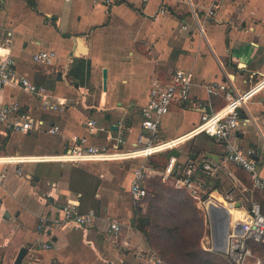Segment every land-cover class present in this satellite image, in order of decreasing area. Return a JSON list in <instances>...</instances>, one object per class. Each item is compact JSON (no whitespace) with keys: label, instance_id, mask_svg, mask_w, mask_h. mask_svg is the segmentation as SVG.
<instances>
[{"label":"crops","instance_id":"0c3cea01","mask_svg":"<svg viewBox=\"0 0 264 264\" xmlns=\"http://www.w3.org/2000/svg\"><path fill=\"white\" fill-rule=\"evenodd\" d=\"M33 1L34 6L28 0H0V55L12 56L18 72L43 86L58 109H44L35 94L16 84L0 88V107L17 101L25 113L44 122L38 131L5 136L0 155L54 156L75 145L110 146L121 120L130 128L129 148L142 132L140 109L148 102L153 84L165 83L176 70L193 72L192 101L172 105L155 143L183 138L200 124L203 106L216 110L227 103L223 94L209 95L206 84L233 83L244 90L264 75V0H113L109 6L96 0ZM162 3L165 13L160 12ZM212 4H217L215 14L206 17ZM125 25L131 30L125 31ZM78 49L84 54L77 55ZM40 50L56 52L52 65L33 61V53ZM242 117L248 120L240 121L231 140L256 150L264 178V90L242 110ZM92 119L98 127L93 133L87 125ZM179 146L181 162L191 152L196 154L194 160L220 162L225 149L223 142L205 133ZM141 161L131 159L127 170L90 164L95 161L0 164L2 264H13L24 244L29 251L23 264H150L153 248L135 226L138 202L129 191ZM38 163L47 168H37ZM24 164H28L25 172ZM204 173L199 170L197 176ZM119 176L129 181V201L127 191L118 185ZM89 177L99 181L95 197L108 203L104 211L82 195ZM80 194V209L96 210L93 226L56 228L52 234L37 231L40 215L55 214ZM213 196L223 200L217 191ZM111 220L119 222L118 233L111 231ZM37 241L51 246L35 248Z\"/></svg>","mask_w":264,"mask_h":264},{"label":"built area","instance_id":"2783aa9c","mask_svg":"<svg viewBox=\"0 0 264 264\" xmlns=\"http://www.w3.org/2000/svg\"><path fill=\"white\" fill-rule=\"evenodd\" d=\"M107 6L114 3L113 0H96ZM148 0H142L147 2ZM217 4H212L206 10V17L214 16ZM166 6L160 5V12L165 13ZM9 41V39L7 40ZM56 52L53 50H40L33 53L32 59L35 63L50 66L54 63ZM230 82H232L229 79ZM16 84L22 89L35 94L44 109L56 110L58 106L50 98L46 89L33 82L25 74L18 72L16 61L10 55H0V88L6 84ZM194 85V75L192 71L176 70L165 83L156 82L150 91L148 102L140 109L142 132L137 136L132 146L126 148L127 131L130 129L124 121L118 123L116 136L112 137L110 146L83 147L75 145L65 153L48 156H20L19 154L0 155V164H21L28 162H79V161H120L126 159L142 158L140 166L134 171L133 179L130 184V194L134 201L140 202L149 196V189L145 184L147 178L154 174L161 176L163 182H171L178 188H184L197 198L203 205L200 206L207 211L209 199L211 196L202 200L197 192L198 172L202 170L207 175L216 176L219 172H227V176L243 184L242 180L236 176L230 168L231 165L241 167L250 177L253 189L264 190V178L259 174L258 163L255 149H245L235 144L231 140L238 130L240 121L248 120L242 117V110L247 107L255 96L264 90V75L254 84L244 90H237L232 84L226 82L213 81L204 87L209 95L223 94L227 100L226 105L221 109L207 110V106L201 114L200 124L190 134L183 136L185 140L197 134L205 133L225 144L224 154L220 162L209 159L181 162L178 157L172 155L167 158L166 165L162 170H155L154 167L147 164V158L164 153L172 149H177L185 140L183 138L169 139L163 142L155 143L160 135L159 126L162 118L167 115L173 104L192 101V87ZM44 122L41 119H35L30 114L22 110L19 102H11L0 107V137L8 136L13 132L29 134L31 131H38L42 128ZM88 129L91 133L97 130V121L95 119L88 121ZM50 131H54L51 128ZM85 141V139H84ZM242 181V182H241ZM244 185V184H243ZM235 188V186H234ZM247 189V188H245ZM219 192L217 189H215ZM220 193V192H219ZM221 194V193H220ZM76 200H67L55 214H43L38 217L36 229L38 232L52 234L56 228H67L68 226H93L95 224L96 210L89 209L82 211L80 209L79 197ZM214 198V197H212ZM223 198V197H222ZM217 200V198H214ZM218 201V200H217ZM220 202V201H219ZM228 205L239 210L240 216L233 221L230 212V225L227 239V246L223 254L232 264H249L252 257L250 242H264V214L261 204L251 199L248 205H244L240 200L232 198L226 200ZM223 203V202H220ZM224 204V203H223ZM240 204V206H237ZM226 205V204H224ZM205 207V208H204ZM230 211V208H228ZM208 214V213H207ZM120 224L116 220H111L110 228L114 233L120 231ZM35 248H49L50 242L35 243ZM205 250L212 251V238L203 245ZM150 264H166L157 254L152 253L149 257ZM129 264V263H124ZM254 264H260L257 260Z\"/></svg>","mask_w":264,"mask_h":264},{"label":"trees","instance_id":"16d2710c","mask_svg":"<svg viewBox=\"0 0 264 264\" xmlns=\"http://www.w3.org/2000/svg\"><path fill=\"white\" fill-rule=\"evenodd\" d=\"M28 3L31 6H34L35 3L33 0H28ZM7 138L0 137V143L5 144ZM1 147V146H0ZM160 154V153H159ZM157 154L151 156V158L155 157ZM187 161H193L196 159V154L191 152L187 155ZM186 161V162H187ZM165 163L155 162L153 165L157 168H164ZM233 170L236 175L247 183L250 188L248 189V194H251L255 198L254 200L258 201L261 204L262 212L264 214V190L261 189H253L252 181L249 175L239 166L233 165ZM202 171V170H201ZM205 177V185L210 186L211 190L217 189L220 193H224V185L231 182V180L224 179L222 176H210L203 174ZM146 186L152 187L151 192H149L150 198L148 197L147 209L146 211H138L135 212L134 223L136 228L146 237L147 241L151 245L152 248H160L162 253H166L167 245L162 241L165 238L171 237L174 239L175 245L174 249L176 253H174L175 259H170V261L166 262L168 264H222L221 260V252L212 250L208 251L199 246H197L196 241L193 242L191 239L184 238L183 242L179 241L183 238V235L179 232L183 225L189 224V218L187 214L192 211L194 213L195 208L192 205V199L189 197H184L180 191L183 190H174L172 188L166 187L161 177L153 176L147 178L145 181ZM99 185L98 179H96V183L93 184L95 195L97 186ZM234 186L230 185L227 188L228 191H233ZM84 193L82 195H86L88 190H83ZM250 192V193H249ZM249 204L250 198H246ZM165 209V210H162ZM177 209L181 210L178 211ZM181 214L184 217L183 225H180V222L177 221V216ZM177 215V216H176ZM178 231V234L177 233ZM170 236H169V235ZM161 242V243H160ZM172 242V241H171ZM250 247L252 249V254L257 253L258 256L263 257L264 259V242H250ZM0 264L2 262L0 261Z\"/></svg>","mask_w":264,"mask_h":264},{"label":"rangeland","instance_id":"374dc122","mask_svg":"<svg viewBox=\"0 0 264 264\" xmlns=\"http://www.w3.org/2000/svg\"><path fill=\"white\" fill-rule=\"evenodd\" d=\"M124 28H125V31H126V29H130L131 30L130 25H127V26L125 25ZM169 151L157 154L153 158H147V160H146L147 164H149V165L151 164L153 166L155 164V162L165 163V154H167ZM69 164H73V162L72 163L69 162ZM90 164L95 165L96 167H98L100 165L101 166H109L111 168L113 167V168L118 169V170H120L121 167H124L127 170L131 166V159L126 160V161L125 160H123V161H95V162H92ZM36 167L39 168V169L47 168V164L38 163L36 165ZM232 167H233V165L230 164V168L232 169V171H234ZM27 168H28V164L27 165L24 164L23 165V169H24L23 171L25 172V170H27ZM121 172H124V170L121 169ZM234 173H235V171H234ZM222 174H223L222 177L224 179L231 180V182H228V184L224 185V193H221V196L223 197V200H218L217 199L218 201L224 203L229 197V198H232V199H234L236 201L240 200L241 202H243L244 205H246V203L248 202V200L246 198H250V200L251 199H255L253 197V195H252L253 192L251 194H248V189H245V188H250L245 181H243V182L241 181L244 185L240 184L239 182L235 183V181L233 179H231V178H229L227 176V172L226 171H224ZM218 175H219V173L216 176H218ZM89 179H91V180H88V181H90V184L88 185V183L86 182V188L88 190L87 196H89L93 202L98 203V206H99L98 209L100 208L101 211H104V208H105V206H108V203L104 202L103 200L102 201L98 200L95 197V195L93 194V192H94L93 191L94 190L93 184L96 183V179H94V178L92 179L91 177H89ZM121 179H122L121 176H119L118 185H120V188H121L122 191L123 190L127 191L128 188H129V181L127 179L121 181ZM86 180H87V178H86ZM80 182H81L82 185H84L82 181H80ZM197 182H198L197 192H198L200 198L203 201L208 199L210 196L214 197L213 196V191H216V190H211L210 186H206L205 185V177H204L203 174L199 175ZM164 185L166 187L172 188L174 190H179V191L183 190V191H180V192L182 193V195L184 197H189L190 199H192L191 203H192L193 207L195 208L194 213L192 211H190L187 214L188 218L190 219L189 220L190 222H189L188 225H183L182 224L183 221H184V217L181 214H179L178 216L176 215L177 216V221L180 222V225H183L182 228L179 230V232L183 235V238L180 239V237H179L178 240L183 242L184 238L191 239L193 242L196 241L195 244H197V246H199V247L204 249L203 245H206L207 240L211 239V229H210V223H209L207 211H206V209L204 210L203 208L200 207V206L203 205V202H201V205L199 206L200 200H198L197 198L193 197V193H191L190 191H188V190H186L184 188H178L175 185H172L171 182H168V183L164 182ZM230 185L235 186V188L233 189V191L231 190V191L227 192V188ZM148 189H149V192H151L152 187L148 186ZM150 196L151 195H149V198H150ZM125 197H126L127 201L130 200V196H129L128 191H127V193L125 192ZM94 199H96V201ZM133 203H134V201H133ZM147 203H148V197L146 199H144V201H140L138 203H134V206H135L134 211H136V210L142 211V212L146 211ZM138 206H142L143 208L145 207V210L143 208H142V210L139 209ZM162 210H165V209L162 208ZM177 210L181 211L179 209H177ZM176 234L179 235L178 231H177ZM162 242L168 246L167 247L168 251L166 253H162L160 251V248H158V249L153 248V253H157L165 261V263L170 261V259L174 260L175 259L174 253H176V250L174 249V247H175V245H177L175 243L174 239L169 237V238L163 239ZM221 260H222V264H232L225 257V255L223 253H221ZM257 260H260V264H264L263 257L258 256L257 253L253 252L252 257L249 260V264H254V263L257 262ZM166 264H168V263H166Z\"/></svg>","mask_w":264,"mask_h":264},{"label":"water","instance_id":"95a60500","mask_svg":"<svg viewBox=\"0 0 264 264\" xmlns=\"http://www.w3.org/2000/svg\"><path fill=\"white\" fill-rule=\"evenodd\" d=\"M78 42H83L80 37L77 38ZM84 54V49H78L76 54ZM107 77L108 70L107 68H103V89H107ZM172 155L179 156V151L177 149H172L167 153V158H170ZM28 178H32L29 174ZM240 206V204H237ZM141 209V208H139ZM208 219L210 223L211 229V238H212V248L218 252H225L227 246V239L229 233V225H230V211L226 205L220 203L214 198L209 199V204L207 206ZM29 251V246L24 244L13 264H23L25 257L27 256Z\"/></svg>","mask_w":264,"mask_h":264},{"label":"bare ground","instance_id":"6f19581e","mask_svg":"<svg viewBox=\"0 0 264 264\" xmlns=\"http://www.w3.org/2000/svg\"><path fill=\"white\" fill-rule=\"evenodd\" d=\"M182 138V137H181ZM182 140H185V138L183 137V139H180L179 140V142H181ZM29 156V155H28ZM30 157L32 158H35V159H37L36 157L37 156H31L30 155ZM48 157H53V156H48ZM217 196V195H216ZM226 206L228 207V208H230V212H231V214H232V219H233V221H235V220H237L238 218H239V216H240V213H239V210L237 209V208H235V207H231V205H228V203L226 202ZM232 211H233V213H232Z\"/></svg>","mask_w":264,"mask_h":264}]
</instances>
